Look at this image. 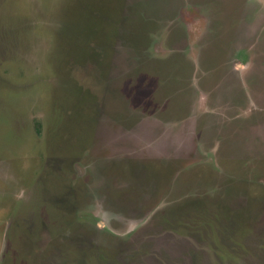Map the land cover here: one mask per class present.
Instances as JSON below:
<instances>
[{
	"label": "rangeland",
	"instance_id": "1",
	"mask_svg": "<svg viewBox=\"0 0 264 264\" xmlns=\"http://www.w3.org/2000/svg\"><path fill=\"white\" fill-rule=\"evenodd\" d=\"M0 264H264V0H0Z\"/></svg>",
	"mask_w": 264,
	"mask_h": 264
}]
</instances>
